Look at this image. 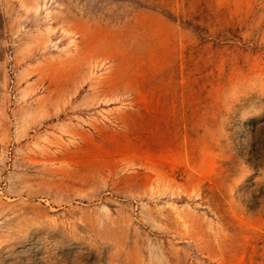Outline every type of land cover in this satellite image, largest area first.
<instances>
[{
	"label": "rangeland",
	"instance_id": "rangeland-1",
	"mask_svg": "<svg viewBox=\"0 0 264 264\" xmlns=\"http://www.w3.org/2000/svg\"><path fill=\"white\" fill-rule=\"evenodd\" d=\"M261 118L264 0H0V264H264Z\"/></svg>",
	"mask_w": 264,
	"mask_h": 264
},
{
	"label": "trees",
	"instance_id": "trees-1",
	"mask_svg": "<svg viewBox=\"0 0 264 264\" xmlns=\"http://www.w3.org/2000/svg\"><path fill=\"white\" fill-rule=\"evenodd\" d=\"M259 123L260 125L257 127L256 122L254 121L253 131L257 132L264 130V118H261L259 120ZM250 153V162L253 164V166L258 167L260 164H263L262 162H264V132L262 133V136L256 134L253 142L250 145Z\"/></svg>",
	"mask_w": 264,
	"mask_h": 264
}]
</instances>
